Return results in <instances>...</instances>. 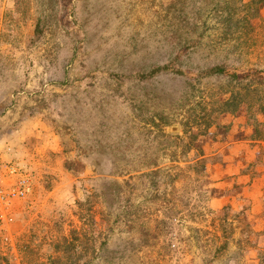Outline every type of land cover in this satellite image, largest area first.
<instances>
[{"label": "rangeland", "instance_id": "1", "mask_svg": "<svg viewBox=\"0 0 264 264\" xmlns=\"http://www.w3.org/2000/svg\"><path fill=\"white\" fill-rule=\"evenodd\" d=\"M236 72L264 95V0H0V156L33 177L0 264H264L263 200H218L209 155L257 96L185 132Z\"/></svg>", "mask_w": 264, "mask_h": 264}, {"label": "crops", "instance_id": "2", "mask_svg": "<svg viewBox=\"0 0 264 264\" xmlns=\"http://www.w3.org/2000/svg\"><path fill=\"white\" fill-rule=\"evenodd\" d=\"M231 132L238 134V127L232 128ZM248 134L247 131L244 136L238 137V139L232 137L225 142H216L212 148L207 147L212 150L209 155L219 157L217 163L214 162V168L212 167L213 173H215L213 176L220 181L218 188L222 192V196H218L220 197H217L218 200L227 198L228 192L231 191V187L235 183H243L241 184L243 192L252 198L253 203L261 199L264 203V140L245 138L249 136ZM260 143L262 145H259ZM226 151H229L230 157L225 155ZM260 151L262 158L259 159L256 154ZM8 162H14V160ZM252 170L255 172L253 173ZM258 212L264 213V206Z\"/></svg>", "mask_w": 264, "mask_h": 264}, {"label": "trees", "instance_id": "3", "mask_svg": "<svg viewBox=\"0 0 264 264\" xmlns=\"http://www.w3.org/2000/svg\"><path fill=\"white\" fill-rule=\"evenodd\" d=\"M170 68H171L170 63L158 64L153 68L152 74L154 75L160 74L163 71L168 70ZM203 72H205L204 73L205 75L206 74L207 75L227 74V68L223 64H217V65H214L210 68L203 70ZM230 77L232 79L238 80L239 84H241L240 86L242 87V89L241 88L238 90L232 89L228 91V93L223 94L220 97V99H218L217 101V104L219 105L218 116L214 117V113L212 112L207 115H204L202 117V120L200 121L197 118L193 120L189 119V121H187V124L192 127H190L189 131L185 129V132L190 134L189 136H191L192 138H196L199 135L196 133L197 131H195V128H194V126L196 125L200 127L199 128V130H201L200 135L205 136V140H203L202 142L204 143L207 142L209 136L213 134V132L211 131L212 130L211 128L213 126L215 127L223 126L224 128L227 127V125L221 124L218 122L219 116L227 114V113H237L240 110V108L244 105V103H246V101L248 100L247 96L251 95L252 98L257 96V99L255 100L257 101L258 107L255 109L256 113L254 112L251 113L250 118L248 119L250 126L253 127V133L250 136L245 137V138H250L252 140H264V120H260L258 118L259 115H262L264 117V95H260L259 89H254L252 87L253 78L249 80L248 78L246 77L244 78L240 73H237V72L231 73ZM248 108L249 110L251 109V107H248ZM159 116L163 118V120H166V122H168L167 116L163 114H159ZM151 123L158 124V122L156 121L154 117H152ZM172 135H178V134H172ZM201 151L204 152L203 148L201 149ZM75 244L76 242L75 243L73 242L72 247L75 246V248L77 249L78 246ZM63 259H64L63 255H58L57 257L54 258L53 262L55 263L57 261L60 262Z\"/></svg>", "mask_w": 264, "mask_h": 264}, {"label": "built area", "instance_id": "4", "mask_svg": "<svg viewBox=\"0 0 264 264\" xmlns=\"http://www.w3.org/2000/svg\"><path fill=\"white\" fill-rule=\"evenodd\" d=\"M32 187L30 171L16 162H3L0 156V224L13 221L17 201L25 199Z\"/></svg>", "mask_w": 264, "mask_h": 264}]
</instances>
